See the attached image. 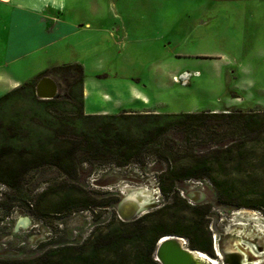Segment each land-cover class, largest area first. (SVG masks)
Instances as JSON below:
<instances>
[{
    "label": "rangeland",
    "instance_id": "374dc122",
    "mask_svg": "<svg viewBox=\"0 0 264 264\" xmlns=\"http://www.w3.org/2000/svg\"><path fill=\"white\" fill-rule=\"evenodd\" d=\"M64 2L62 16L80 32L49 42L51 38L40 30L34 36L25 29L26 47L16 32L14 9L0 6V71L34 84L40 77L50 76L58 93L64 95L70 76L57 67L80 62L86 113L264 111V0ZM196 137L190 138L188 147H196L195 143L202 149L235 146L215 172L217 179L229 185L232 196L228 201L244 205L264 201V131L245 136L224 127L218 134L202 131ZM154 163V156L148 155L143 172L135 163L125 167L82 163L74 180L51 167L31 172L23 188L30 196L36 197L47 185L55 186L40 200L41 209L47 210L45 220L34 214L38 209L32 212L13 204L12 192L0 185V258H30L50 247L81 243L110 216L129 219L153 209L161 201L151 170ZM178 188L189 203L211 205L208 229L214 253L216 249L221 252L219 264L234 262L233 252L242 236L264 240V231L255 224L264 225L263 210L228 208L217 200L207 179L182 180ZM70 189L104 197L105 204L95 212H58L55 207L64 198L61 190ZM130 197L135 199L136 209L123 217L120 206ZM113 198L117 200L113 202ZM253 244L246 243L253 251L258 244L264 248V243ZM256 254L257 258L264 255Z\"/></svg>",
    "mask_w": 264,
    "mask_h": 264
},
{
    "label": "trees",
    "instance_id": "16d2710c",
    "mask_svg": "<svg viewBox=\"0 0 264 264\" xmlns=\"http://www.w3.org/2000/svg\"><path fill=\"white\" fill-rule=\"evenodd\" d=\"M57 69L70 76L64 95L57 91L52 98H39L30 81L0 94V185L14 195L11 202L32 212L38 209L34 214L45 220L47 210L41 209L40 200L55 186L47 185L36 197L30 196L23 188L31 172L51 167L74 180L82 163L116 167L135 163L143 172L148 155L155 158L151 170L161 201L129 219L110 216L102 227H93L81 243L50 247L30 258H0V264H160L154 259V250L165 234L181 236L189 248L215 256L208 229L211 205L187 201L178 188L186 179H207L217 200L230 209L247 206L264 211V201L258 205L228 201L232 196L229 185L215 176L217 164L235 151L233 144L210 149L199 148L197 143L193 148L187 146L198 132L215 135L224 127L245 136L260 134L264 131V111L86 113L82 65L67 63ZM61 191L64 198L55 210L64 214L75 209L95 212L105 204L104 197L89 192L70 189L75 193L72 197L70 192Z\"/></svg>",
    "mask_w": 264,
    "mask_h": 264
},
{
    "label": "crops",
    "instance_id": "0c3cea01",
    "mask_svg": "<svg viewBox=\"0 0 264 264\" xmlns=\"http://www.w3.org/2000/svg\"><path fill=\"white\" fill-rule=\"evenodd\" d=\"M0 6L14 9L12 14L17 16L15 18L18 27L16 32H19L25 41V47L27 45V32L25 29H28L32 33L31 35L34 34V36L36 30H40L42 34L47 36L46 38H51L49 42L80 32V29L67 20L66 16H62L66 6L64 0H0ZM23 22H25V25L22 24ZM33 24L36 25L35 28ZM88 25L89 23L86 22L85 26ZM20 83L22 82L19 78L0 71V93L16 87ZM83 92H85L84 88ZM101 112L105 113V111Z\"/></svg>",
    "mask_w": 264,
    "mask_h": 264
},
{
    "label": "water",
    "instance_id": "95a60500",
    "mask_svg": "<svg viewBox=\"0 0 264 264\" xmlns=\"http://www.w3.org/2000/svg\"><path fill=\"white\" fill-rule=\"evenodd\" d=\"M56 93L57 84L50 76H42L35 83V94L39 98H52ZM131 212L124 214L120 208L123 217H129ZM182 238L173 234L161 236L155 245L154 259L160 264H211L205 257H200V250L189 248ZM214 254L218 258L216 251ZM232 264L242 263L235 261Z\"/></svg>",
    "mask_w": 264,
    "mask_h": 264
},
{
    "label": "bare ground",
    "instance_id": "6f19581e",
    "mask_svg": "<svg viewBox=\"0 0 264 264\" xmlns=\"http://www.w3.org/2000/svg\"><path fill=\"white\" fill-rule=\"evenodd\" d=\"M143 192H144V190H143ZM120 208L124 212V214H128L129 211L135 210L136 209V201H135V199L133 197L125 199L122 202ZM251 222L255 223L256 221L255 220H251ZM236 224H241L242 225V224H246V222H237ZM255 224H257L259 229H261V232L264 231V225H260L259 223H255ZM182 239L184 240L183 243L186 242L184 238H182ZM239 241L241 242L242 238ZM235 243H237V241ZM236 249H237V251H240V253L242 255V264H256L257 263V261H255L253 258L249 257V255H248L249 252H247V250H245L243 248H240V247H236ZM200 252H201L199 254L200 257H205L206 259H208L211 262V264H219V259L221 257V252L219 250L217 251V249H216V253H218V258H216L215 256H210L209 254H207V253H205L203 251H200Z\"/></svg>",
    "mask_w": 264,
    "mask_h": 264
},
{
    "label": "flooded vegetation",
    "instance_id": "af4514ba",
    "mask_svg": "<svg viewBox=\"0 0 264 264\" xmlns=\"http://www.w3.org/2000/svg\"><path fill=\"white\" fill-rule=\"evenodd\" d=\"M240 243L241 244L239 245V247L247 250V252H249L248 253L249 257L253 258L255 261H257L256 264H260L262 261L264 262V255L263 256L259 255L260 258H257L258 255L256 254V252L264 253V248H263L262 245L258 244L257 247L254 246L255 251H253L252 249H250L248 247V245H246V243H252V244L253 243H264V240H260V239L257 240L256 237L252 238L250 236H245V237L242 236V241ZM233 253H234V256H236L234 262L235 261H240L242 263V255H241L240 251H237V249H236ZM260 259H261V261H260Z\"/></svg>",
    "mask_w": 264,
    "mask_h": 264
},
{
    "label": "built area",
    "instance_id": "2783aa9c",
    "mask_svg": "<svg viewBox=\"0 0 264 264\" xmlns=\"http://www.w3.org/2000/svg\"><path fill=\"white\" fill-rule=\"evenodd\" d=\"M186 243V242H185Z\"/></svg>",
    "mask_w": 264,
    "mask_h": 264
},
{
    "label": "clouds",
    "instance_id": "9594fccd",
    "mask_svg": "<svg viewBox=\"0 0 264 264\" xmlns=\"http://www.w3.org/2000/svg\"><path fill=\"white\" fill-rule=\"evenodd\" d=\"M216 251V250H215Z\"/></svg>",
    "mask_w": 264,
    "mask_h": 264
}]
</instances>
